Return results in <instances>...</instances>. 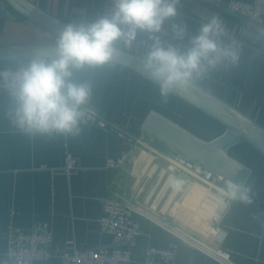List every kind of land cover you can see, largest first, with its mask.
Listing matches in <instances>:
<instances>
[{
	"label": "crops",
	"instance_id": "0c3cea01",
	"mask_svg": "<svg viewBox=\"0 0 264 264\" xmlns=\"http://www.w3.org/2000/svg\"><path fill=\"white\" fill-rule=\"evenodd\" d=\"M31 1L68 23L94 19L112 7V0ZM228 2L179 0L178 15L172 22L186 25L188 37H192L212 18L221 21L225 28L223 39L225 43L236 42L239 60L235 64L219 66L197 83L234 103L264 126V15L255 26L229 10ZM169 27L165 25L166 30ZM56 38L22 16L9 20L0 14V44L50 43ZM164 38L176 43L172 41L170 31ZM145 39L141 37V42L127 51L144 56L147 51ZM183 44L187 45V39ZM28 60L6 62L20 66ZM81 78L92 84V95L85 106L106 118L117 131L81 119L76 134L22 133L9 119L8 94L0 88V264H9L7 248L16 242L20 232L43 222H47L53 232L51 256L32 264H64L62 255L73 246H113L112 233L100 226L104 199L111 194L124 196L145 212L165 215L186 237L212 249L227 251L234 264H264V185L257 183L258 169L231 152L236 146L229 149V153L251 169L245 186L257 191L256 202L228 203L218 222L225 231L219 241L208 222L221 202L218 198L223 188L219 187L221 184L208 183L174 168L168 156L170 148L156 142L143 128L153 111L180 125L156 106L157 95L161 96L159 87L117 64L85 73ZM168 97L205 115L172 94ZM224 131L210 138L190 132L209 141ZM126 135L132 140L129 141ZM250 147L264 166V157ZM68 152L76 157L79 166L73 174L65 169ZM124 152L128 156L123 166H106L108 158ZM259 171L264 174L263 169ZM174 178L182 181L178 188L174 186ZM131 218L138 233L127 244L131 260L123 264H146L148 246L171 248L174 245L177 246L175 264H223L144 213L133 212Z\"/></svg>",
	"mask_w": 264,
	"mask_h": 264
},
{
	"label": "clouds",
	"instance_id": "9594fccd",
	"mask_svg": "<svg viewBox=\"0 0 264 264\" xmlns=\"http://www.w3.org/2000/svg\"><path fill=\"white\" fill-rule=\"evenodd\" d=\"M178 2L112 0V7L94 19L67 24L51 51L0 71L12 124L28 135L78 133L82 106L92 95L91 82L81 77L114 67L141 37L147 44L141 58L144 74L158 85L163 98L195 85L225 63L238 62V46L235 41L225 43V28L218 18L203 24L192 37L186 25L173 23ZM168 31L176 43L164 38ZM173 183L178 188L182 181L174 178ZM250 193V187L229 180L218 198L221 203H251Z\"/></svg>",
	"mask_w": 264,
	"mask_h": 264
},
{
	"label": "water",
	"instance_id": "95a60500",
	"mask_svg": "<svg viewBox=\"0 0 264 264\" xmlns=\"http://www.w3.org/2000/svg\"><path fill=\"white\" fill-rule=\"evenodd\" d=\"M0 14L9 20H16L18 16H22L56 36L69 24L31 0H0ZM250 23L259 25L257 22ZM53 47L54 42L0 44V61L31 59L39 53L51 51ZM142 57L125 51L116 64L146 78ZM171 94L221 124L225 131L208 141L156 111L147 117L144 130L154 139L198 162L213 173L221 175L225 180L245 185L251 169L232 157L229 149L245 141L264 157V126L234 103L199 83Z\"/></svg>",
	"mask_w": 264,
	"mask_h": 264
},
{
	"label": "built area",
	"instance_id": "2783aa9c",
	"mask_svg": "<svg viewBox=\"0 0 264 264\" xmlns=\"http://www.w3.org/2000/svg\"><path fill=\"white\" fill-rule=\"evenodd\" d=\"M217 1V0H213ZM227 7L229 10L237 13L247 23L261 21L264 15V0H229ZM18 66L11 65L6 61H0V71L5 69H15ZM2 89V88H1ZM81 119L87 122L95 123L101 127L109 128L112 131H117V128L110 124L109 121L101 116L96 111L83 105ZM123 135L122 133H120ZM124 136V135H123ZM131 141L130 136L126 135ZM128 154L122 153L117 157H110L106 161V166L110 168H119L123 166ZM169 157L176 165L183 166L189 170L195 169L203 175V178L215 182L216 180H225L221 175L213 173V171L197 165L189 160L186 156L171 151ZM79 166L76 157L71 153H67L65 169L68 173H76ZM229 203V202H228ZM228 203H221L218 209L210 218V228L213 231L214 237L217 240H222L225 234L224 229L219 225L220 214L227 207ZM133 212L144 213L155 223L163 228L177 234L181 240L192 243L195 246L209 252L218 261L223 264H234L230 254L221 249H212L202 242L186 237L181 234L180 230L171 225L165 215L157 216L142 210L134 202L125 198L120 194H111L104 199L103 214L100 218V226L102 230L109 231L114 237V245L104 248H79L73 246L71 250L62 255L64 264H123L131 260L130 248L127 246L134 236L138 233L134 227L131 215ZM53 242V232L47 222L34 225L30 230L20 232L16 242L11 244L6 251V258L9 264H32L37 260H46L51 256V245ZM126 242V244H122ZM70 243H73L70 241ZM177 246L171 248H161L156 246H148L146 250V264H175Z\"/></svg>",
	"mask_w": 264,
	"mask_h": 264
},
{
	"label": "rangeland",
	"instance_id": "374dc122",
	"mask_svg": "<svg viewBox=\"0 0 264 264\" xmlns=\"http://www.w3.org/2000/svg\"><path fill=\"white\" fill-rule=\"evenodd\" d=\"M156 106L159 109L163 110L169 117H171L175 121L179 122L180 125L186 127L187 129H189L190 131H193L194 133L200 135L201 137L210 138L213 135H215L217 132H222L225 130L222 126L218 125L217 123H215L214 121H212L211 119L206 117L205 115H202L198 111L194 110L192 107L186 105L185 103H183L182 101H180L174 97L163 98L162 96L157 95ZM156 142H159V141L156 140ZM164 145H166V144H164ZM166 146H168V145H166ZM234 146H236V147L232 148L231 152L233 154L237 155V157L239 159H241L244 163H248L249 165H252L256 170L258 169L259 176H257V183L259 185H264V174L262 175L260 173L261 171H259L261 169L264 170V166L260 163L257 153L254 152L251 149V147L245 142H239ZM169 148L171 151L173 150L171 147H169ZM173 151H175V150H173ZM169 159H170V157H169ZM189 160H191V159H189ZM191 161H193V160H191ZM170 162L174 168L181 169L182 171H184L187 174H190L192 176L200 177L201 179H203L204 181H206L208 183L211 182L209 180L204 179L203 175L198 173L197 171H195V169L189 170L187 168H184L183 166H179V165L177 166L176 163H174V161H172L171 159H170ZM193 162L196 163L197 165H200L196 161H193ZM211 183L217 184V185L221 184V186H219V187H224V185L222 183H225V181L224 180H216L215 182L212 181ZM255 193H257V191H255V189L251 190V193H250L251 200L254 203L256 202V199L254 198ZM209 222H210V220H209Z\"/></svg>",
	"mask_w": 264,
	"mask_h": 264
}]
</instances>
